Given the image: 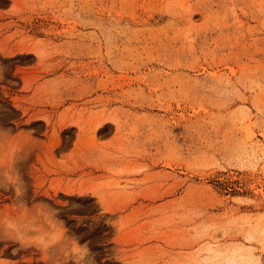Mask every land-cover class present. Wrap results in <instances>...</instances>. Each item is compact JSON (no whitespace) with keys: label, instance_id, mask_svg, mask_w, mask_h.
<instances>
[{"label":"rangeland","instance_id":"obj_1","mask_svg":"<svg viewBox=\"0 0 264 264\" xmlns=\"http://www.w3.org/2000/svg\"><path fill=\"white\" fill-rule=\"evenodd\" d=\"M230 260L264 264V0H0V264Z\"/></svg>","mask_w":264,"mask_h":264},{"label":"bare ground","instance_id":"obj_2","mask_svg":"<svg viewBox=\"0 0 264 264\" xmlns=\"http://www.w3.org/2000/svg\"><path fill=\"white\" fill-rule=\"evenodd\" d=\"M241 259H244V256H242ZM258 260H260L259 257H258L257 261H258ZM232 263H233V261L230 260V262H229V263H226V264H232ZM258 263H260V262H258Z\"/></svg>","mask_w":264,"mask_h":264}]
</instances>
